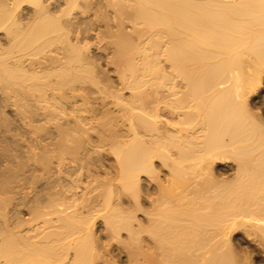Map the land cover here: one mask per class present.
I'll use <instances>...</instances> for the list:
<instances>
[{"label":"bare ground","instance_id":"obj_1","mask_svg":"<svg viewBox=\"0 0 264 264\" xmlns=\"http://www.w3.org/2000/svg\"><path fill=\"white\" fill-rule=\"evenodd\" d=\"M0 264H264V0H0Z\"/></svg>","mask_w":264,"mask_h":264}]
</instances>
